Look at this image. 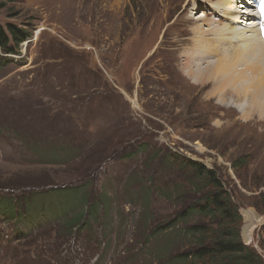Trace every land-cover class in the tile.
Segmentation results:
<instances>
[{"label": "rangeland", "instance_id": "374dc122", "mask_svg": "<svg viewBox=\"0 0 264 264\" xmlns=\"http://www.w3.org/2000/svg\"><path fill=\"white\" fill-rule=\"evenodd\" d=\"M112 1H0L2 24L32 32L0 59V197L20 206L15 217L0 210V264H165L160 256L186 246L174 231L202 218L147 237L148 215L171 220L182 206L162 184L165 168L188 185L173 164L159 167L170 152L217 170L240 206L242 240L264 257V118L250 119L261 125L246 136V119L210 93L213 82L187 76L175 43L207 29L205 14L220 30L233 23L208 11L213 0L192 13L188 0ZM97 202V218L89 211L65 233Z\"/></svg>", "mask_w": 264, "mask_h": 264}, {"label": "trees", "instance_id": "16d2710c", "mask_svg": "<svg viewBox=\"0 0 264 264\" xmlns=\"http://www.w3.org/2000/svg\"><path fill=\"white\" fill-rule=\"evenodd\" d=\"M0 1L5 3L9 0ZM2 7L0 4V9ZM31 35L32 32L26 28L11 22L5 25L0 22V59H7L9 54H19L21 43ZM154 157L155 154H153ZM167 162L177 168L178 176L180 173V178L185 180V183L188 182V185L184 184L185 188L182 190V185L179 184L178 180L175 177L171 178L173 167H166L164 171L161 169L166 173L163 176L162 184L167 188L173 186V193L177 191L181 197L182 206L177 216L171 220H160L155 223L152 215H148L146 221H152L153 226L147 237H156L163 235V233L169 234L165 231L172 227L175 229L181 221L186 222L193 214H198L202 218L192 224H187V222L185 226H179L180 229H176L175 234L172 235L186 240L184 250L172 255V258L169 254L168 257L160 256L159 260H166L165 264L181 262H189L190 264H264V257L256 248L242 240L243 216L240 212V206L235 200L233 190L225 184L217 170L209 169L198 161L173 152H170L165 159L160 158L159 167ZM156 174V172L152 174L154 177L152 185L160 182L157 181ZM178 176L176 177L178 178ZM189 196H193L196 200L187 203ZM30 197L32 198L30 195L25 197V200ZM0 204L4 205V207L0 206V210L6 208L13 210L12 213L7 211L10 217H15L20 212V206L17 207L16 203L10 199L0 197ZM98 207L99 203L97 202L90 210L80 209L64 222L65 233H70L75 227L85 224L87 218L89 221V211L94 213V217L97 218ZM160 252L166 253L167 250L163 249Z\"/></svg>", "mask_w": 264, "mask_h": 264}, {"label": "bare ground", "instance_id": "6f19581e", "mask_svg": "<svg viewBox=\"0 0 264 264\" xmlns=\"http://www.w3.org/2000/svg\"><path fill=\"white\" fill-rule=\"evenodd\" d=\"M116 1L117 3L112 1L113 3L107 5L113 8L114 5H121L119 0ZM213 1L214 3L208 4V11L217 16L220 13L219 17L222 13L226 18L224 22H231L233 25L229 28L217 29L215 20H207L205 14L203 20L208 22V28H188L183 34L178 31L181 35L175 40L178 47L176 49L183 57L187 76L198 83L211 80L213 83L210 93L216 94L219 102L239 111L247 121L244 123V127L247 128V131H244L247 133L246 136L249 134L253 136L256 128L261 125V119L264 118V13L261 12L260 3L253 8L258 11L257 13L247 14L239 5L241 3L238 2L236 7L237 0ZM243 2L248 3L247 0ZM201 4L206 6L207 1L205 3L201 0H188L184 4L183 12L192 13ZM245 20L255 22L243 26ZM218 37L234 43L231 54L221 50L217 44ZM257 116L260 121L250 120ZM260 136L262 134H259Z\"/></svg>", "mask_w": 264, "mask_h": 264}, {"label": "snow or ice", "instance_id": "6c2138e0", "mask_svg": "<svg viewBox=\"0 0 264 264\" xmlns=\"http://www.w3.org/2000/svg\"><path fill=\"white\" fill-rule=\"evenodd\" d=\"M261 12L264 13V0H262V3H261Z\"/></svg>", "mask_w": 264, "mask_h": 264}]
</instances>
